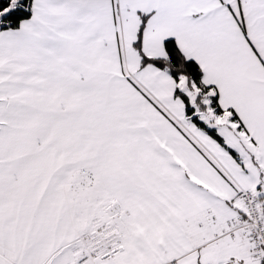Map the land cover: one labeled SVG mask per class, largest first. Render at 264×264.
Wrapping results in <instances>:
<instances>
[{
  "label": "snow or ice",
  "instance_id": "snow-or-ice-1",
  "mask_svg": "<svg viewBox=\"0 0 264 264\" xmlns=\"http://www.w3.org/2000/svg\"><path fill=\"white\" fill-rule=\"evenodd\" d=\"M0 264H264V0H0Z\"/></svg>",
  "mask_w": 264,
  "mask_h": 264
}]
</instances>
